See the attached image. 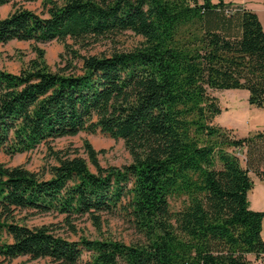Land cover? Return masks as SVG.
Instances as JSON below:
<instances>
[{
  "label": "trees",
  "instance_id": "obj_1",
  "mask_svg": "<svg viewBox=\"0 0 264 264\" xmlns=\"http://www.w3.org/2000/svg\"><path fill=\"white\" fill-rule=\"evenodd\" d=\"M33 1L0 0L13 7L0 17V45L58 42L66 66L51 71L35 48L26 69L0 70V153L43 145L51 160L38 173L0 163V262L261 264L264 213L250 210L248 194L250 173L264 181V132L236 138L217 126L212 95L246 90L249 105L264 107L257 16L226 0H41L43 16L18 7ZM124 32L138 46L80 54ZM80 133L122 140L131 162L102 167L88 141L84 156L49 146ZM44 214L73 232V221L99 229L102 216H117L140 240H73L26 225Z\"/></svg>",
  "mask_w": 264,
  "mask_h": 264
},
{
  "label": "rangeland",
  "instance_id": "obj_2",
  "mask_svg": "<svg viewBox=\"0 0 264 264\" xmlns=\"http://www.w3.org/2000/svg\"><path fill=\"white\" fill-rule=\"evenodd\" d=\"M31 10L37 15L43 16L44 10L42 9L41 0H36L28 3H20L18 7ZM13 7L8 5L0 8V17H6ZM141 42V38L134 35L131 32H124L116 36H112L107 39H102L93 46L86 50H80L82 55H100L109 54L113 51H127L138 46ZM69 45H72L71 41H67ZM35 48L42 49L45 52V61L50 67V70L56 72L65 68V54L64 47L61 43L50 42L46 44H35L33 42H18L12 41L4 45H0V70H5L10 73L18 74L21 70L26 69L29 62L35 58ZM74 49H78L77 46ZM74 66L79 68L80 64L74 62ZM212 95L219 100L228 97L226 91H214ZM240 119V117H239ZM240 125H243L247 120L241 119ZM215 122L219 125L235 123L231 118V114L226 111L222 112L221 116L215 118ZM88 141L95 151L98 152L99 164L102 167L114 166L121 167L131 162V157L126 150L122 140H112L103 135H89L80 133L73 137H63L55 139L50 143V147L56 151L65 150H78L79 154L84 156L83 143ZM237 152H240L238 149ZM240 159L241 166L245 167V151L237 153ZM51 163V160L47 157L46 146H40L36 150L23 155H17L14 157H7L0 153V163H4L7 166H22L32 172H40L47 163ZM261 166V165H260ZM91 171H94L90 167ZM251 175L254 176L253 173ZM101 226L96 229L90 221L81 219L72 222V226L75 231L73 232L67 224L63 222V216L44 214V215H29L26 220V225L29 227L47 226L55 234L66 237L69 239H77L79 236L87 237L90 239H113L122 241L125 244H133L140 240L139 236L134 232L131 225L117 216H102ZM75 232L77 235H75ZM87 258V254H84L82 261L78 264H84ZM0 264H4L1 263ZM5 264H52L48 259L30 260L27 257L18 258L10 263Z\"/></svg>",
  "mask_w": 264,
  "mask_h": 264
},
{
  "label": "crops",
  "instance_id": "obj_3",
  "mask_svg": "<svg viewBox=\"0 0 264 264\" xmlns=\"http://www.w3.org/2000/svg\"><path fill=\"white\" fill-rule=\"evenodd\" d=\"M231 2L234 6L242 7L246 10L253 12L262 27L264 32V0H226ZM227 98L218 100L221 108V114L223 111L231 114V118L235 123L219 125L224 129L232 131L236 138H245L255 133L264 132V107L257 108L249 105L248 98L249 93L246 90H226ZM217 116V117H218ZM216 117V118H217ZM240 117V119H239ZM246 118V122L240 125L242 118ZM253 181V189L248 194L249 208L255 212L264 213V181H260L255 176L249 174ZM261 236L264 240V218L262 222Z\"/></svg>",
  "mask_w": 264,
  "mask_h": 264
},
{
  "label": "built area",
  "instance_id": "obj_4",
  "mask_svg": "<svg viewBox=\"0 0 264 264\" xmlns=\"http://www.w3.org/2000/svg\"><path fill=\"white\" fill-rule=\"evenodd\" d=\"M261 264H264V261Z\"/></svg>",
  "mask_w": 264,
  "mask_h": 264
}]
</instances>
